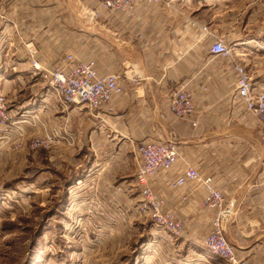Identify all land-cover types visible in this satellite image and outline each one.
Returning <instances> with one entry per match:
<instances>
[{"label": "crops", "instance_id": "0c3cea01", "mask_svg": "<svg viewBox=\"0 0 264 264\" xmlns=\"http://www.w3.org/2000/svg\"><path fill=\"white\" fill-rule=\"evenodd\" d=\"M171 1L169 6L143 4L130 14L107 12L94 0L4 3L0 12V89L10 97L9 102L15 100L11 108L23 115L25 123L36 121L35 133L59 132L58 155L64 152L65 139L68 152L78 144L81 151L90 150L97 159L103 154L110 159L102 172L108 166L125 168L124 174L109 172L118 177L111 184L112 191L138 194L141 185L135 171L142 140L179 144L181 160L173 171L150 181L156 195L164 196L166 208L184 222L182 234L170 238L176 250L167 264H221L202 242L214 215L201 205L203 185L189 183L180 189L170 185L186 163H195L225 193L229 215L225 234L237 256L248 264H264V126L232 102L234 62L246 67L249 74V66L255 68V90L264 89V62L252 55L264 48V40L250 35L249 4L243 3L237 14L232 9L221 13L214 7L205 13L200 6L197 11L177 6L190 0ZM221 20L229 31L244 32L228 57L210 51L214 37H220ZM203 27L212 36H206ZM67 52L86 61L94 59L100 76L119 75L124 92L101 109L73 105L64 110L44 75ZM180 81L189 82L194 91V116L177 117L170 109L172 90ZM53 158L60 162L62 157ZM115 159L122 160L121 165ZM68 160L73 166L76 157L70 154ZM93 166L94 162L84 165L82 181L93 179ZM79 178L71 175L66 191L70 199ZM138 201L137 197L136 209Z\"/></svg>", "mask_w": 264, "mask_h": 264}, {"label": "rangeland", "instance_id": "374dc122", "mask_svg": "<svg viewBox=\"0 0 264 264\" xmlns=\"http://www.w3.org/2000/svg\"><path fill=\"white\" fill-rule=\"evenodd\" d=\"M8 1L10 0H1L0 12L4 3ZM94 1L98 7L107 12L129 14L143 4L169 6L172 2L171 0H162L158 3L139 0L134 7L122 10L108 9L104 7L102 0ZM243 3L252 7L250 35L259 41L264 40V32H262L264 28H261L264 26V0H190L185 5L177 3V6L182 8L184 6L193 11L199 10L200 6L205 13H208L211 7L221 13H227L232 9L231 11L237 14L239 9H242ZM0 18L3 19V17ZM219 24H222L219 36L234 47L236 39L243 37L244 32L239 29L229 31L222 20ZM208 30L210 31L209 28ZM69 53L71 52L60 57L54 69L61 65L62 59ZM257 54L259 56H256ZM252 55L258 58V61L264 62V48H259L257 53ZM74 56L77 61H86L75 54ZM93 61L96 67V61L94 59ZM0 66L2 70L3 64L1 63ZM249 68L251 74L249 72L247 74L254 87L255 68L251 69L250 66ZM54 69L46 72L45 81L64 110H69L74 107L73 105H82L86 109L96 110L110 102L95 109H92L88 103L62 102L60 92L50 83ZM181 82L187 81H180L172 93ZM187 83L190 90L194 92L189 82ZM0 97H3L0 103L6 109L0 118V264H167L171 262V252L176 248L172 246L170 238L175 236L165 230H158L148 211L138 207L139 203L140 205L143 203L140 201L144 200L142 194L144 185L139 181L140 190L138 194L133 195L128 190L112 191L111 184L115 183L118 177L110 176L109 172L123 173L125 168L119 166L122 160L115 159L119 167L108 166L110 168L107 167L105 172H102L103 167L110 163V159H105L104 154L97 159L92 151H81L82 145L78 147V144L75 147L71 146L74 150L68 152L69 145L65 139L63 140L67 143L63 148L64 152L58 155L59 149L57 150L56 147L62 139L59 132L51 130L35 133L36 121L25 123L26 119H23V115L11 108L15 100L13 103L9 102L10 97L2 88ZM21 115L23 120H20ZM68 140H70L69 136ZM70 154L76 157L73 166H69V162H72L68 160ZM54 156L62 157L60 162L57 158H53ZM138 156L139 162L135 171L137 177H139L141 163L139 148ZM89 162H94L93 179L82 181L83 167ZM189 164L195 165V163ZM164 172L160 171L149 179L147 185L151 187L155 197L161 200L163 210L178 218L166 208L164 196L162 194L157 196L153 185L151 186L150 181ZM74 173L81 178H79L80 181H76L77 187L70 199L66 191L71 175ZM100 173H102L101 176ZM122 177L125 178V175ZM106 186H110L111 190H105ZM205 195L201 203L202 207L214 210L205 205ZM137 197L139 201L136 209L134 205ZM215 215L214 212L213 218ZM159 233L168 235H158ZM230 243L233 244L231 241ZM215 259L221 264H228L218 257Z\"/></svg>", "mask_w": 264, "mask_h": 264}, {"label": "built area", "instance_id": "2783aa9c", "mask_svg": "<svg viewBox=\"0 0 264 264\" xmlns=\"http://www.w3.org/2000/svg\"><path fill=\"white\" fill-rule=\"evenodd\" d=\"M139 0H102L104 7L108 9L132 8ZM161 2L162 0H147ZM1 2V0H0ZM205 35L212 36L208 27H203ZM210 51L216 56H231L232 47L222 37H215ZM35 67L36 62L34 63ZM237 73L236 86L233 101L244 108V113L255 118L264 126V89L254 90L248 71L243 65L236 62ZM50 83L60 92L62 102L88 103L92 109L100 107L111 101L113 96L124 92V87L115 74L101 77L92 61H77L73 53H69L62 59V63L52 72ZM3 101V97H0ZM170 109L177 117L185 118L197 113V105L193 92L187 82H181L173 91L170 99ZM3 104L0 103V118L4 114ZM196 124V123H195ZM141 155L139 181L144 185L142 194L144 200L138 207L148 211L157 229L165 230L173 236L181 235L184 230V222L181 219L163 210L161 200L155 197L147 181L160 171L172 172L181 160L180 146L176 142H164L159 140H145L139 146ZM189 183L203 184L206 189L205 205L214 209L215 217L207 235L203 236V246L214 256L228 264H248L243 258H239L233 244L228 240L225 230L227 223V209L225 206V194L219 189L211 176H204L196 165L187 163L185 168L170 182L174 189H180ZM137 207V208H138Z\"/></svg>", "mask_w": 264, "mask_h": 264}]
</instances>
